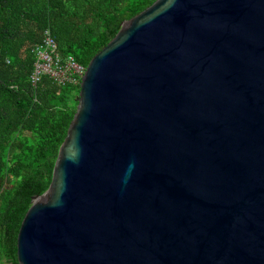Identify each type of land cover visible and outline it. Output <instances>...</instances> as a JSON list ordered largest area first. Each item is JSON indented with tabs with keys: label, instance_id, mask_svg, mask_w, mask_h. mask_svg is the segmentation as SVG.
I'll use <instances>...</instances> for the list:
<instances>
[{
	"label": "water",
	"instance_id": "obj_1",
	"mask_svg": "<svg viewBox=\"0 0 264 264\" xmlns=\"http://www.w3.org/2000/svg\"><path fill=\"white\" fill-rule=\"evenodd\" d=\"M17 260L264 264V0H155L123 21Z\"/></svg>",
	"mask_w": 264,
	"mask_h": 264
},
{
	"label": "trees",
	"instance_id": "obj_2",
	"mask_svg": "<svg viewBox=\"0 0 264 264\" xmlns=\"http://www.w3.org/2000/svg\"><path fill=\"white\" fill-rule=\"evenodd\" d=\"M155 0H0V264H19L17 237L35 195L53 176L80 85L43 76L33 49L49 28L64 55L88 66L123 21Z\"/></svg>",
	"mask_w": 264,
	"mask_h": 264
},
{
	"label": "built area",
	"instance_id": "obj_3",
	"mask_svg": "<svg viewBox=\"0 0 264 264\" xmlns=\"http://www.w3.org/2000/svg\"><path fill=\"white\" fill-rule=\"evenodd\" d=\"M34 69L30 80L36 86L43 76L50 77L60 85H80L86 67L78 63L72 55H64L51 30L46 28L40 43L33 49Z\"/></svg>",
	"mask_w": 264,
	"mask_h": 264
},
{
	"label": "clouds",
	"instance_id": "obj_4",
	"mask_svg": "<svg viewBox=\"0 0 264 264\" xmlns=\"http://www.w3.org/2000/svg\"><path fill=\"white\" fill-rule=\"evenodd\" d=\"M132 168V165H129V170Z\"/></svg>",
	"mask_w": 264,
	"mask_h": 264
}]
</instances>
